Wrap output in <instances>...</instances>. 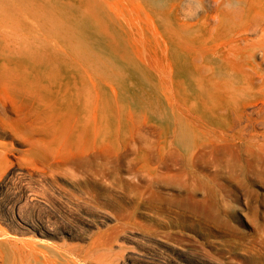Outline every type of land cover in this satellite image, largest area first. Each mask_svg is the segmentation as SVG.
I'll list each match as a JSON object with an SVG mask.
<instances>
[{
	"label": "rangeland",
	"instance_id": "374dc122",
	"mask_svg": "<svg viewBox=\"0 0 264 264\" xmlns=\"http://www.w3.org/2000/svg\"><path fill=\"white\" fill-rule=\"evenodd\" d=\"M0 237L264 264V0H0Z\"/></svg>",
	"mask_w": 264,
	"mask_h": 264
},
{
	"label": "bare ground",
	"instance_id": "6f19581e",
	"mask_svg": "<svg viewBox=\"0 0 264 264\" xmlns=\"http://www.w3.org/2000/svg\"><path fill=\"white\" fill-rule=\"evenodd\" d=\"M39 249L40 252L34 257L32 264H73V256L76 255L77 251L75 247L67 245L66 243L61 246L39 244ZM0 261L2 263L4 262L1 258Z\"/></svg>",
	"mask_w": 264,
	"mask_h": 264
}]
</instances>
